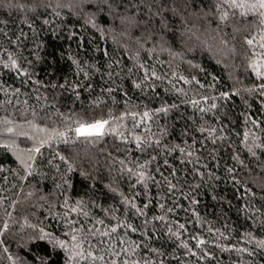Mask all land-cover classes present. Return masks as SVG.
Returning <instances> with one entry per match:
<instances>
[{"label": "snow or ice", "instance_id": "6c2138e0", "mask_svg": "<svg viewBox=\"0 0 264 264\" xmlns=\"http://www.w3.org/2000/svg\"><path fill=\"white\" fill-rule=\"evenodd\" d=\"M0 9L7 12L0 18L3 25L0 34L16 48L11 51L0 45V75L14 73L20 81V86L13 87L0 79V93L6 97L0 100V105L11 104L13 96L20 104L21 89L31 85L37 102L43 99L45 105L51 90L53 106L58 97L67 92L73 105L77 101L83 104L86 93L90 108H107L106 115L90 121L79 118L73 109L67 115L57 109L56 114L62 117L61 126L52 128L34 119L18 124L8 117L0 118L2 133L9 137L23 136L33 142L31 147L21 149L14 139L0 140V149L11 153L19 166L17 169L0 164V172L17 177L21 184L34 181L26 199L32 201V207L44 208L47 204L44 219L55 221L54 225H45L43 220L33 224L23 217L20 230L27 227L31 231L19 236L18 251L13 254L3 237L10 234L15 239L17 233L10 227L14 222L12 212L5 209L4 218L0 220V246H4L10 264H166V261L167 264H212L213 261L221 264L214 250L247 253L250 257L256 255L257 249L264 252V237L257 239L251 230L244 231L240 238L254 247L224 243L229 236L211 226L207 232L212 234V239L199 231L188 239L183 238L189 231L186 225L203 227L205 223L195 207L199 201L192 193L199 192L205 185L211 187V182L221 179L218 173L221 160L225 159V149L230 152L231 163H224V174L235 185L243 184L246 195L255 197L256 193L237 174L243 170L251 173L252 164L264 174V0H0ZM14 10L21 13L19 24L27 25L32 31L30 49L26 32L22 29L11 34L6 31L15 23ZM62 15L69 22L64 24L69 38L75 36L70 22L80 23L82 29L95 30L101 39L110 38L116 48L111 54L107 49L103 51V65L81 61L70 53L67 59L74 66L73 78L64 74L54 79L57 69L52 67L46 72L48 79H41L36 65L46 62L42 55L46 44L39 32L53 24L49 16L60 18ZM36 20L41 21L40 29L35 26ZM61 30L63 27L57 25L54 34ZM209 34L218 42L223 57H242L244 70L252 79L251 85L243 91L251 101L241 95L239 88L218 90L217 76L206 73L201 64L193 59L185 60L183 53L175 51L182 47L187 52H195L192 38L199 41L200 36ZM82 46L81 39L78 47ZM24 50H28L33 59L24 56ZM163 53L172 58L168 72L157 70V64H165L159 58ZM177 57L193 72L210 76V80L203 82L197 74L185 75L179 71V65L173 67ZM96 74H99L98 85L93 80ZM41 88L43 97L39 94ZM130 92H139L140 98L133 102ZM23 94L29 95L27 91ZM233 95H240L246 106L240 114L245 124L242 138L224 123L229 120L235 124L226 107ZM253 102L258 104L259 117L248 111ZM23 104L28 106V100ZM36 115L33 109L32 116ZM248 124L252 128L247 127ZM24 125L35 134L24 131ZM109 136L119 141L115 150L122 155L113 156L108 151L103 165L100 153L106 149L100 148L99 152H88L81 157L80 152L66 155L58 147L61 143L77 146L83 141L95 149ZM54 144L57 147H53ZM46 146L50 151L45 157ZM41 157L43 160L38 159ZM103 172H107V177ZM75 174L86 182V187L73 199L71 177ZM3 179L7 182L8 176ZM49 179L52 188L45 191ZM255 182L264 200V175ZM2 191L9 189L0 188ZM101 193L111 203L102 201ZM15 195L19 197L20 193ZM181 198L190 201L188 208L180 202ZM6 200L8 197L0 195V207ZM18 203V199H12L9 207L14 211ZM152 208H158L160 214H153L149 219ZM179 211H190L192 218L183 223L169 222ZM244 212L247 219L253 220L250 228L264 231V203L259 208L246 204ZM252 213H260L259 220ZM129 217L143 218V223L137 227ZM113 220L116 223H110ZM156 221L162 222L169 239L178 241L171 252L138 243L127 232L123 235L117 232L124 228L148 236L156 231ZM149 223H152L151 229ZM189 240L194 241V246H190ZM181 249V255L187 259L174 254ZM232 264H243V261Z\"/></svg>", "mask_w": 264, "mask_h": 264}, {"label": "trees", "instance_id": "16d2710c", "mask_svg": "<svg viewBox=\"0 0 264 264\" xmlns=\"http://www.w3.org/2000/svg\"><path fill=\"white\" fill-rule=\"evenodd\" d=\"M6 15L7 12L3 9H0V18H3ZM20 15L21 13L18 11L14 10L12 12V17L15 23L10 24L6 31H10L11 34L13 31L18 32L20 29H22L28 34L27 44L28 48L30 49L32 46V31L27 27V25L19 24ZM49 19L54 21L53 24L45 26V30L39 32L40 39L46 44L45 49L42 51V55L46 57V62L36 65V72L39 74L41 79H48L46 72L50 71L52 67L57 69V74L54 79H58L64 74H68L69 78H73L72 72L74 71V66L71 65V62L67 59L70 53L77 55L81 61L87 60L89 63L95 62L103 65L105 63L103 51L107 49L111 54L116 48V45L110 38L107 40L101 39L99 33H97L95 30L82 29L80 23L70 22V26L72 27V31L75 32V36L69 38V31L67 27H64L65 23H69L66 21L65 16L62 15L60 18L49 16ZM57 25H61L63 30L56 31L54 34V30ZM35 26L37 29H40L42 26L41 21L36 20ZM0 27H3V25H0ZM81 39L83 46L78 47V45L81 44ZM192 43L196 45L195 52H187L186 49L182 47H177L175 51L183 53L185 60L193 59L194 62L201 64L206 70V73H211L217 76L219 78V83L217 84L218 90L224 91L236 87L241 89V95L247 99H250L251 101V98L248 96V94L243 91L244 88L251 85L252 79L249 78V73L245 72L244 70L242 57H223L218 50V42L213 40L210 34L200 36L199 41L193 37ZM0 45L9 48L11 51H16L15 46L9 44L3 34H0ZM96 49H99V51H96ZM23 55L28 56L29 59H33V57L29 56L28 50H24ZM4 58L7 59V56L5 55ZM159 58L165 61V64H157V70L160 72H168V62H170L172 58L169 57L167 53L160 54ZM53 60H55V64H53ZM218 60H221L222 62L218 63ZM128 63L130 64L131 62L128 61ZM153 63H155V58L153 59ZM177 65H179V71L183 72L185 75L190 73L197 74L203 82L210 80V76H207L204 72H193V70L189 68L186 63L181 61L179 57H177L173 62V67H176ZM225 65H227V67ZM0 79L5 81L7 84L13 85V87L20 86V81L15 77L14 73L0 75ZM93 80L98 85L100 83L99 74H96V76L93 77ZM31 88L32 86L29 85L26 88L21 89V93L18 97V99L21 101L20 104L16 103L17 97L13 96L11 104L0 105V118L8 117L9 119L16 121L18 124L24 120L34 119L36 123L52 128L61 126L62 117L56 114L57 109L66 115L69 113L70 109H73L77 113V116L84 119L85 121H90L93 118H98L101 115H106L107 113L106 107L102 109L90 108L88 106V98L86 93L83 94V104L77 101L75 105H73L71 103V95L66 92L58 97L55 106H53V92L51 90L48 92V103L45 105L43 99L37 102L35 98L36 93H33ZM25 91L29 93L27 97H25L23 94ZM96 91L97 93L99 92V87H97ZM39 94L41 97H43V88L40 89ZM130 94L133 95V102H136L140 98L139 92H130ZM4 99H6V97L0 93V100ZM25 99L28 100V106L30 107L23 104ZM26 107H28L27 111H25ZM120 107H122V105ZM226 107L230 120L235 121V124L233 125L229 123V120H225L224 123L228 124L230 128H234V131L240 133V138H242L245 124L243 116L240 114L245 111L246 106L243 105L240 95H233L231 99L226 102ZM33 109L37 113L35 118L32 116ZM248 111L251 112L255 117L260 116L258 104L255 102H253L252 109H249ZM177 127H179V125ZM247 127L252 128V125L248 124ZM2 128L3 125H0V130H2ZM23 130L29 132L30 135L35 134L32 129L27 127V125H24ZM254 130L259 132V129ZM9 138L16 140L21 149L31 147L33 143L26 137L15 135L9 137L8 134H4L2 131H0V140ZM233 138L235 139L236 137L234 136ZM117 144H119V141H115L113 137L109 136L106 138V140L97 145L95 149L83 141L78 142L77 146H66L61 143L58 147L59 150L63 151L66 155L80 152L81 157H83L85 153L88 152H99L100 148L106 149L105 152L100 153V164L103 165V158L107 155L108 151L112 152L113 156L122 155V153H118L115 150ZM53 147H57V145L54 144ZM237 147L242 149V146L239 144H237ZM43 151L46 157L50 150L46 146ZM224 157L225 159L221 160V169L218 173V175L221 176V179L216 182H211V187L205 185L201 187L199 192L192 193V195L196 196L197 200L199 201L195 207L205 220L203 227L194 224L186 225L189 231L184 234L183 238L188 239L190 235H193L196 233V231H199L200 234L205 236L207 239H212L214 238L212 234L207 232V228L211 226L213 229H220V231L224 232L225 235L229 236V240L223 241L224 243L231 242L233 244H237L238 247H254V244L249 245L246 240L241 239V234L246 230H251L257 239H259L264 237V231H260L257 228H250V225L253 224V220L247 219L245 217L244 206L246 204H254L256 208H259L261 204L264 203V200H261L259 185L255 182V180H259L260 176L264 174H262L260 170L256 168L255 164L250 165V167L253 169L251 173H249L247 170H243L237 174L241 180L247 181V186L256 193L255 197H252L251 194L246 195L243 184L235 185L231 178L224 174V163H231L229 158L230 152L227 149L224 150ZM14 159L15 158L11 155V153H6L3 149H0V164L4 165V167L18 169L19 166L14 162ZM38 159L43 160V157ZM22 174L23 172L21 171V175ZM5 175L8 176L7 182H5L3 179ZM103 175L107 177V172H103ZM71 179L74 184V190L71 191L70 195L73 197V199H75L78 194L83 192L84 188L86 187V182H84L78 174L73 175ZM189 179H191V177H189ZM31 183H34V181L29 180L28 182L21 184L17 177L9 173L0 172V188L9 189V191L0 192V195L8 197V200L5 201L3 207H0V220L4 218L3 214L5 209L11 211L14 222L11 223L10 227L13 233H17L15 239H13L10 234L3 237V239L5 245L13 254L18 251L17 240L19 239V236L31 231L27 227H25L23 230H20V225L23 224V217L26 216L29 222L33 224L39 223L42 220L44 221L45 225L55 224V221L52 220V218L47 220L44 219L47 215V204H45L44 208L32 207V201L26 199ZM46 183L47 187L45 188V191H50L52 188L51 179H49ZM13 185H15V187H13ZM21 189L23 190L21 191ZM97 191H99V186L97 187ZM17 192L20 193L19 197L15 195ZM100 195L102 201L105 203H111V201L105 197L103 193ZM177 196H179V193H177ZM214 196L217 198L214 199ZM12 199L19 200V203L16 205V209L14 211L11 207H9ZM180 202L185 208H188L190 205V201L184 200L183 198H181ZM94 211H96L98 215H101L99 210L94 209ZM153 214L159 215V209L152 208V210L149 212V219H151ZM252 215H255L257 220H259L260 213H252ZM190 218H192L190 211H179L177 215L170 217L169 222L172 220H179L181 223H183L186 219ZM129 220L137 227L143 223V218L133 220L131 217H129ZM106 223H109V221H106ZM110 223H116V221L113 220ZM154 223L157 226L156 231L150 232L148 236H142L139 231L132 233L130 229L124 228H119L117 232L119 235H123L125 232H127L128 236L138 243H147L149 247L163 248L164 250L171 252L172 249L178 244V241L168 238V236L165 234L166 230L163 229L162 222L156 221ZM148 228H152V223H149ZM189 243L190 246H194V241L189 240ZM3 247L4 246H0V264H10V262L7 260V253L3 251ZM208 247L210 249L212 248L211 245H208ZM182 251L183 250L181 249L174 254L180 256L181 259H187L181 255ZM214 251L216 258L221 261V264H232V262L241 260L243 261V264H261V261H264V252H261L258 249L256 250V255L251 257L248 256L247 253H237L235 251H226L223 253H221L218 249ZM149 255H151V253H149ZM192 259L195 260V257ZM173 264H175V262H173ZM212 264H214V261Z\"/></svg>", "mask_w": 264, "mask_h": 264}]
</instances>
